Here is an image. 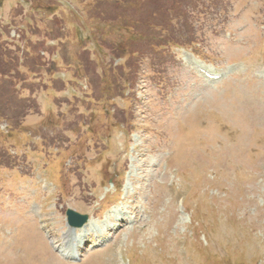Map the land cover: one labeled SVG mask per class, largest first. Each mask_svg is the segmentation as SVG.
<instances>
[{
    "label": "rangeland",
    "instance_id": "1",
    "mask_svg": "<svg viewBox=\"0 0 264 264\" xmlns=\"http://www.w3.org/2000/svg\"><path fill=\"white\" fill-rule=\"evenodd\" d=\"M262 70L264 0H0V264H264Z\"/></svg>",
    "mask_w": 264,
    "mask_h": 264
},
{
    "label": "water",
    "instance_id": "2",
    "mask_svg": "<svg viewBox=\"0 0 264 264\" xmlns=\"http://www.w3.org/2000/svg\"><path fill=\"white\" fill-rule=\"evenodd\" d=\"M67 216L69 220V225L73 228L83 227L89 219L87 215H80L72 210H68Z\"/></svg>",
    "mask_w": 264,
    "mask_h": 264
},
{
    "label": "trees",
    "instance_id": "3",
    "mask_svg": "<svg viewBox=\"0 0 264 264\" xmlns=\"http://www.w3.org/2000/svg\"><path fill=\"white\" fill-rule=\"evenodd\" d=\"M166 11V10H165ZM164 22H166V19L164 20ZM163 27L164 26H166V24H164V25H162ZM169 44H172V41H168V42H166V43H159V44H153V46L155 47V48H158V47H161V46H166V45H169ZM177 45H180V44H177ZM151 46V45H150ZM3 120H6L5 119V117H4V115L3 114H1L0 115V121H3Z\"/></svg>",
    "mask_w": 264,
    "mask_h": 264
},
{
    "label": "bare ground",
    "instance_id": "4",
    "mask_svg": "<svg viewBox=\"0 0 264 264\" xmlns=\"http://www.w3.org/2000/svg\"><path fill=\"white\" fill-rule=\"evenodd\" d=\"M87 227H88V226H86L85 228H83V230H84V229H87ZM70 233H72V234H76V230L70 229Z\"/></svg>",
    "mask_w": 264,
    "mask_h": 264
}]
</instances>
